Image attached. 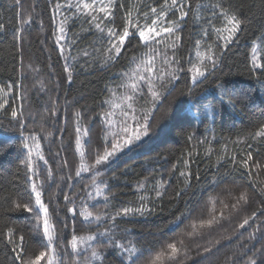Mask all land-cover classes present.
I'll return each mask as SVG.
<instances>
[{
	"label": "trees",
	"instance_id": "obj_1",
	"mask_svg": "<svg viewBox=\"0 0 264 264\" xmlns=\"http://www.w3.org/2000/svg\"><path fill=\"white\" fill-rule=\"evenodd\" d=\"M56 2L57 0H22L21 6L17 8L13 0H0V23L6 26V31L0 33V88L6 87L8 92L16 95L21 91L20 85L23 83L27 96L24 110L25 115L29 117L28 129L38 132L43 126L47 131L53 132L49 139L42 136L40 138L41 150L49 160L54 174L51 183H44V200L50 213H58L54 215V220L58 221L57 230L70 239L73 229L78 234H88L90 229L81 219L74 221L71 214L65 215L63 196L56 185L63 186L59 175L69 174V169L60 170V158L54 154L58 148L63 147L67 150L61 152V156L69 165H72L74 160L79 161L78 155L73 152V113L77 109L85 108L100 111V102L106 98L105 85L109 80L117 79L116 73L124 70L127 61L119 60L108 69H101L98 63L82 68L79 61L69 58L68 64L73 67V82L69 84L67 73L64 72L65 60L59 55L53 36L54 31L57 34ZM125 2L134 3L135 0ZM145 2L150 3L152 0ZM192 2L195 5L197 0ZM202 2L208 4L210 0ZM219 2L223 3L226 10L237 13L244 23L243 30L238 33V42L228 45L223 65L217 75L196 86L193 94L189 96L186 92L188 88H192L190 74H181L182 79L176 82L175 90L171 95H165L158 111L154 113L155 127L150 137L144 138L138 147L122 153L106 168L102 177L110 182L114 196L112 205L115 207L138 206L143 195L148 198V206L153 209L150 214L146 213L144 216L130 215L119 226L121 234L123 229H128L127 239L144 249L145 255L140 264H148V261L157 252L163 251L168 243H178L180 240L184 241L183 247L192 257L184 260V264H194L196 260H200L201 257L196 255L197 251H202L204 246H211L216 240L221 241L217 246L218 250L214 249L210 259L204 263L229 264L233 257L239 258L238 254L244 250V245H247L248 251L251 252L264 243V240H261L264 227L255 231L256 225L264 224V217H258L254 224L250 221V225H246L244 229L238 227L251 213L231 208L238 194L237 186L241 183L233 176L224 175L231 165L222 166L219 174L216 172V153H220L221 157L225 154L231 157L253 151L255 159L256 149H264V144L248 138V134L264 122V77L250 74L248 65L252 46H258L257 55L264 57V0ZM17 11H20L25 19L31 15L32 23L21 24L20 17L16 15ZM202 15L207 16L208 12H203ZM117 22L119 23V15ZM182 23L177 55L186 60L191 53V58L195 60L194 41L201 36L203 21L189 17L186 18V23ZM216 26L221 27V22H217ZM18 27L23 28V38L20 42H14L13 33ZM87 27L81 20H76L75 23L69 20L66 25L68 43L77 34L80 37L71 52L72 56L78 55L79 48H88L94 40V32L83 31ZM131 39V46L126 43L127 52L122 53L128 58L138 55L140 51L137 46L138 37ZM217 40V35L211 33V39L206 43L215 47ZM219 43L223 44V41L220 40ZM200 52L202 55L207 52L204 42ZM22 71L26 77L23 81ZM219 84L233 94L235 107L227 98L220 102V90L217 88ZM7 99L11 101L12 97ZM19 103L17 96L16 104ZM218 103L220 106L214 108L213 105ZM53 107L58 109L57 116L50 114ZM0 118H3L2 113ZM193 132L195 137L188 141L187 136ZM97 133L102 138L103 128L94 129L93 138ZM21 143L22 138L18 134L10 132L6 127L0 128V144L4 145L3 150H0V231L5 230V225L16 228L25 235L26 246L36 250L41 236L34 231L33 215L10 206V201L15 200L16 193L25 187L24 169L21 164L26 155L20 146ZM248 143H254L256 147L248 148ZM209 148L213 153L211 157L207 155ZM39 163L43 164L42 161ZM174 166L176 171H172ZM180 171H184L186 175L191 173L190 190H185V178L179 175ZM45 175L46 173H42L41 179ZM197 176L200 177L199 182L196 180ZM84 177L85 179L77 178L74 181L78 192L81 185L86 186L91 182L90 173H85ZM212 178L220 179L219 185L213 186L214 190L209 189L204 182ZM261 180H264V173L257 174L253 169V188L250 190V196L255 201L251 205L253 210L260 207V200L264 199L259 193V188L264 187L260 184ZM160 182H164L160 189L162 195L157 197L153 188ZM141 184L145 187L141 188ZM63 190L67 191L66 188ZM177 192H181L179 197L176 196ZM213 199L214 205L211 202ZM110 210H114L111 205ZM221 212L224 213L223 218L220 217ZM213 215L219 222L211 227L201 228L200 222L211 219ZM177 217H181L179 223ZM65 224L67 228L64 227ZM193 224L197 225L195 230L192 228ZM92 228L94 229L95 225ZM254 232L256 239L251 240L250 234ZM229 235L232 236L231 240L224 239ZM13 255L10 253V247L6 248L0 243V264H12ZM118 259V253L109 252L103 264H117ZM181 259L183 260V256ZM163 264L170 262L165 260Z\"/></svg>",
	"mask_w": 264,
	"mask_h": 264
},
{
	"label": "snow or ice",
	"instance_id": "obj_2",
	"mask_svg": "<svg viewBox=\"0 0 264 264\" xmlns=\"http://www.w3.org/2000/svg\"><path fill=\"white\" fill-rule=\"evenodd\" d=\"M13 2L19 8L22 0H13ZM55 10L63 16L58 27L59 35L56 31L53 32L55 47L59 49V55L65 60L64 72L67 73L69 84L73 82V67L68 64L69 58L79 61L82 68L85 65L91 67L93 63H98L101 69H108L119 60L127 61L124 70L116 73L117 79L109 80L105 85L106 98L100 102V111L85 108L77 109L73 113V152L74 155H78L79 161L74 160L73 164L69 165L61 156V152L67 150L63 147L58 148L54 154L60 158L59 169H69V174L59 175L63 186L56 185L63 196L65 215L71 214L74 221L81 219L88 225L90 231L88 234H78L73 229L68 239L57 230L58 221L54 220V215L58 213H50L44 200V183L45 181L51 183L54 174L40 145L41 136L49 139L53 136V132L47 131L43 126L38 132L28 129L29 117L25 115L24 110V102L27 101L26 89L21 83V91L16 95L8 92L6 87L0 88V113L3 114V118H0V128L6 127L22 138L20 146L26 155V159L21 164L24 169L25 187L16 193L15 200L10 201V206L33 215L34 231L41 236V240L38 248L31 250L26 246L24 234L14 227L5 225V230L0 231V243L6 248L10 247V253L14 254L12 264H42V262L43 264H103L109 252L119 254L117 264H140L145 255L144 249L127 239L128 229H123L121 234L119 226L130 215L144 216L146 213L150 214L153 209L148 206V198L143 195L138 206L112 205L114 196L110 182L102 178L103 174L122 153L138 147L144 138L150 137L155 127L154 113L158 111V106L161 105L165 95H171L175 90L176 82L182 79L181 74L185 76L190 74L192 88H188L186 92L189 96L193 94L196 86L203 84L209 77L217 75L223 65V57L228 45L238 42V33L243 30L244 21L234 11L226 10L219 0L216 2L210 0L208 4L197 0L195 5L192 0H152L150 3L145 0H135L134 3H127L125 0H63L61 3L57 0ZM203 12H208V15H202ZM16 15L20 17L21 24L32 23L31 15L27 19L20 11H17ZM189 17L203 21L201 36L194 41L195 60L191 58V53L184 60L178 57L176 52L180 46L178 42L181 40L179 30L183 27L182 22L186 23V18ZM69 20L73 23L81 20L82 24L88 25L83 31L95 34L89 47L79 48L76 56H72L71 52L80 39L79 34L68 44L61 43L67 38L66 25ZM217 22H221L222 26L217 27ZM5 31L6 26L0 23V33ZM211 33H215L218 37L215 47L211 43H206L211 39ZM130 37H138L137 46L140 51L138 55L128 58L122 53L127 52L126 43L131 46ZM22 38L23 28L18 27L13 33V41L20 42ZM220 40L223 44L219 43ZM202 42L207 48L204 55L200 52ZM257 53L258 46H252L248 60L249 72L264 77V57L258 56ZM21 66L23 69V57H21ZM28 67L31 68V65ZM25 78L22 71L21 80ZM217 88L220 90V102H224L227 98L235 107L233 94L222 84L217 85ZM6 95L12 97L11 101L5 98ZM17 96L20 101L18 105ZM219 106V103L213 105L214 108ZM50 114L57 116L58 109L53 107ZM98 127L103 128L104 135L101 138L97 133L93 138L92 132ZM195 135L194 132L190 133L187 140L192 141ZM248 138L253 142L264 144V122L257 125L255 130L248 134ZM201 143L210 142L201 141ZM247 147L255 148L256 145L248 143ZM3 148L4 145L0 144V150ZM212 154V149L209 148L207 155L211 157ZM216 156L217 174L220 173L222 166L231 165L224 175L233 176L234 179L241 181L237 186L238 194L231 208L251 213L239 223L238 227L244 229L246 225H250V221L254 224L258 217H264V199L260 200L261 206L253 210L251 205L255 201L250 196V190L253 188L251 184L253 169L257 174L264 173V149H256L255 159L253 151L231 157L226 154L221 157L220 153H216ZM41 161L42 165L39 163ZM241 169L243 171H240ZM172 171H176L175 166ZM42 173H46L43 179H41ZM85 173H90L91 182L86 186L81 185L78 192L74 181L77 178L85 179ZM179 175L185 178V190H190L191 173L186 175L184 171H180ZM196 180L199 182L200 177L197 176ZM244 181L249 183L246 184ZM204 182L209 189H213V186L219 185L220 179H206ZM163 183L160 182L153 188L157 197L162 195L160 189ZM260 184L264 185V180H261ZM140 187L144 188L145 185L141 184ZM65 188L67 191L63 190ZM259 193L264 196V187L259 188ZM180 195L181 192L176 193L177 197ZM211 202L215 204L214 199ZM110 205L114 210H110ZM220 217H224L223 212L220 213ZM180 221L181 217H177V223ZM218 222L213 215L207 221L202 220L200 227H211ZM93 225H95L94 229ZM64 227L67 228V224ZM196 227V224L192 225L194 230ZM262 227L264 224L256 225L255 231H260ZM249 238L256 239L255 232L250 234ZM224 239L231 240L232 236H226ZM261 240H264V236ZM178 243H168L163 251L157 252L148 261V264H163L165 260L170 264H184V260L192 259L187 249L183 247L184 241L180 240ZM220 243V240H216L211 246H204L202 251H197L196 255L201 259L196 260L194 264H204L209 260ZM243 249L238 254L239 258L233 257L229 264H258V261L259 264H264V243L251 252L248 251L247 245H244Z\"/></svg>",
	"mask_w": 264,
	"mask_h": 264
},
{
	"label": "rangeland",
	"instance_id": "obj_3",
	"mask_svg": "<svg viewBox=\"0 0 264 264\" xmlns=\"http://www.w3.org/2000/svg\"><path fill=\"white\" fill-rule=\"evenodd\" d=\"M55 17H56V22H57V25H56L57 26V35H59L58 27L60 25L61 20L63 19V16L61 14H58L57 11L55 10ZM61 43L62 44H68L67 38L65 40H62ZM66 55H67V53H66ZM5 98L6 99L9 98V96L6 95ZM118 116H119V112L117 111V118H118ZM204 264H209V263H204Z\"/></svg>",
	"mask_w": 264,
	"mask_h": 264
}]
</instances>
